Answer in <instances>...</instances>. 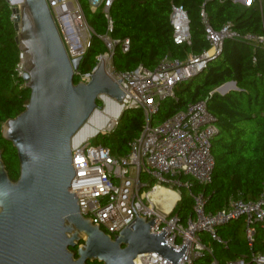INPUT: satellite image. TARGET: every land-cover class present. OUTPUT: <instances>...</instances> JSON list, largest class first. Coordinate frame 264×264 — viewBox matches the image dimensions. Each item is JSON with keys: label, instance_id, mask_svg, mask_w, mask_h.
I'll return each mask as SVG.
<instances>
[{"label": "built area", "instance_id": "1", "mask_svg": "<svg viewBox=\"0 0 264 264\" xmlns=\"http://www.w3.org/2000/svg\"><path fill=\"white\" fill-rule=\"evenodd\" d=\"M113 2L89 0L91 9L96 11L101 8L108 21L107 32L98 35L105 43L106 51L96 57L97 64L103 60L110 77L115 81L122 79L119 86L126 93L121 102L122 109L141 110L145 123L140 135L129 142V151L125 155H114L109 147L94 145L89 141L72 148L75 176L69 190L75 192L80 213L105 233L117 235L136 217L130 202L138 175V181L145 183V186L141 189L138 186L133 197L137 217H146L147 220L159 217L151 225V233L164 231V243L172 249L180 250L184 244L187 247L175 263L155 252H146L138 255L134 264H199L198 260L213 253L212 242L228 245L218 229L239 218L245 219L244 232L251 253L228 260L226 264H264V251H253L257 226L264 228V188L254 200H245L239 193L217 212H207L203 194L190 191L194 181L198 184L211 182L216 167L212 139L218 129L206 102H191L185 110L162 123L152 124V117L159 111L162 101L176 99V87L202 73L211 61L217 59L223 53L227 39L264 43V36L240 33L230 22L214 30L206 21L205 11H202L209 44L202 53H189L183 59L166 55L154 69L140 64L132 70L118 71L113 65L115 50L120 47L123 52H128L131 41L129 38L118 40L111 36L113 21L110 8ZM47 3L70 59L83 57L94 30L88 24L79 1L47 0ZM260 10L263 11L262 5ZM14 17L13 13V20ZM169 19L174 42L189 44L186 10L172 4ZM20 59L17 71L23 76L22 53ZM77 73L78 70L75 71ZM90 75H81L80 81H88ZM119 125L120 118L112 116L101 129V134L110 135ZM183 188L189 190L194 200V213L186 221L172 212L181 199ZM161 190L174 193V199L167 198L160 193ZM210 264L219 263L213 259Z\"/></svg>", "mask_w": 264, "mask_h": 264}, {"label": "trees", "instance_id": "2", "mask_svg": "<svg viewBox=\"0 0 264 264\" xmlns=\"http://www.w3.org/2000/svg\"><path fill=\"white\" fill-rule=\"evenodd\" d=\"M78 1L94 35L82 57L79 73L74 76L75 83L80 81L81 75L92 72L97 65L96 57L106 51L98 35L108 29L101 8L93 11L89 0ZM172 4L182 6L188 13L189 44H177L173 40L169 19ZM258 5L253 1L246 5L236 0H114L110 8L111 36L118 40L129 38L131 46L128 52L116 48L113 65L118 71L132 70L140 64L154 69L166 55L183 59L189 53H202L209 47L202 11L214 30L230 22L240 33L264 36V5L262 12ZM17 33L13 5L9 0H0V152L13 181L19 177L20 161L14 145L3 137L2 126L24 111L30 98V90L17 71L21 62ZM229 81H235L237 89L225 94L216 91ZM230 87L225 86L222 91ZM197 101H205L208 111L215 117L218 131L212 139V154L216 167L211 182L198 184L194 181L190 191L203 194L207 212L219 211L239 193L245 200L257 199L264 188V43L227 39L217 59L202 73L176 87V99L162 101L159 111L152 117V124L162 123ZM98 104L102 106L101 100ZM144 123L141 110H125L120 125L112 134L98 135L101 144L109 147L114 155H125L129 142L140 135ZM193 209L194 200L189 190L181 189V199L172 212L186 221L193 215ZM244 229V218L219 227L218 233L228 245L214 241L213 253L206 254L197 263L210 264L216 259L219 264H226L228 260L249 255L251 249ZM71 250L78 257L77 246ZM253 251H264V228L261 226H257ZM87 264L102 263L87 261Z\"/></svg>", "mask_w": 264, "mask_h": 264}, {"label": "water", "instance_id": "3", "mask_svg": "<svg viewBox=\"0 0 264 264\" xmlns=\"http://www.w3.org/2000/svg\"><path fill=\"white\" fill-rule=\"evenodd\" d=\"M9 2L18 3L16 40L30 98L24 111L2 126L3 137L18 152L20 173L16 181L9 177L0 152V264H134L146 252L177 262L187 244L172 249L164 243V231L151 233L159 217H137L133 197L138 186H145L138 175L130 202L136 217L117 235L105 233L80 213L75 192L69 190L75 176L74 141L85 128L101 134L109 118L97 129L88 124L101 112V98L117 108L111 116L122 119V79H112L101 60L88 81L75 83L82 57L70 59L47 0ZM234 89L236 82L229 81L216 91ZM76 246L78 257L71 250Z\"/></svg>", "mask_w": 264, "mask_h": 264}, {"label": "rangeland", "instance_id": "4", "mask_svg": "<svg viewBox=\"0 0 264 264\" xmlns=\"http://www.w3.org/2000/svg\"><path fill=\"white\" fill-rule=\"evenodd\" d=\"M253 3L256 2L257 5L258 3H260V0H252ZM251 0H246V2L251 3ZM243 2V1H242ZM245 2V1H244ZM264 2V0H263ZM260 6V5H258ZM18 8V3L13 5V12L15 14L14 17V21L16 26L19 25V16L18 14L15 12V9ZM225 89V87L222 88V90ZM101 102H102V109H101V113L98 112V114H96L93 118L92 123L89 122V126L94 127L95 129H97L96 125L99 124L105 119V118H111L112 113L115 112L112 107L109 108V104L111 103L110 101H108L106 98H101ZM109 108V110H108ZM102 129V128H101ZM89 132V128L84 129L75 139L74 141V146L78 145V144H84L85 142L89 141L91 144H101V137L96 136L95 133H88ZM89 134V135H88ZM166 195H172V192H166ZM245 233V232H244ZM213 243V242H212Z\"/></svg>", "mask_w": 264, "mask_h": 264}, {"label": "bare ground", "instance_id": "5", "mask_svg": "<svg viewBox=\"0 0 264 264\" xmlns=\"http://www.w3.org/2000/svg\"><path fill=\"white\" fill-rule=\"evenodd\" d=\"M15 12L18 14V8L15 9ZM109 105H110L109 108L112 107L113 110H114V109H115V110L117 109V108H116L114 105H112L111 103H110ZM109 108H108V110H109ZM115 110H114V111H115ZM100 113H101V112H100ZM110 119H111V118H110ZM110 119H109L108 121H110ZM92 121H93V119H92ZM97 126H98V125H97ZM97 126H96V127H97ZM97 128H98V127H97ZM85 129H86V128H85ZM166 192H168V191H166V190H161V191H160V193H164L165 195H166ZM166 197H167V198L175 197V194L172 193V195H166Z\"/></svg>", "mask_w": 264, "mask_h": 264}, {"label": "crops", "instance_id": "6", "mask_svg": "<svg viewBox=\"0 0 264 264\" xmlns=\"http://www.w3.org/2000/svg\"><path fill=\"white\" fill-rule=\"evenodd\" d=\"M260 3H261L260 5H262V6L264 5L263 0H260ZM243 4H248V2H243ZM219 93H220V92H219ZM221 94H222V93H221ZM111 104H112V103H111Z\"/></svg>", "mask_w": 264, "mask_h": 264}]
</instances>
